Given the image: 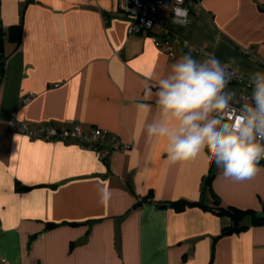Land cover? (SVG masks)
I'll return each instance as SVG.
<instances>
[{
    "label": "crops",
    "instance_id": "0c3cea01",
    "mask_svg": "<svg viewBox=\"0 0 264 264\" xmlns=\"http://www.w3.org/2000/svg\"><path fill=\"white\" fill-rule=\"evenodd\" d=\"M190 15V24L168 16L156 31L171 36V57L153 33H129L121 0H0V24L23 28L20 43H5L0 84V264H264V225L247 217V228L223 234L232 221L210 208L140 202L152 195L211 206L214 192L222 206L264 209L263 161L234 182L206 152L170 164L166 138L146 136L156 80L185 54L215 56L246 76L264 72V0H201ZM14 115L33 129L97 126L132 147L101 158L73 140L13 131ZM211 173L213 190L203 189ZM104 186L111 196L100 204Z\"/></svg>",
    "mask_w": 264,
    "mask_h": 264
},
{
    "label": "clouds",
    "instance_id": "9594fccd",
    "mask_svg": "<svg viewBox=\"0 0 264 264\" xmlns=\"http://www.w3.org/2000/svg\"><path fill=\"white\" fill-rule=\"evenodd\" d=\"M181 2L175 0L173 22L187 17V9L179 7ZM231 79L232 74L215 56L198 62L185 54L156 80V115L146 126V136L149 140L166 138L170 164L206 152L208 162L222 168L223 176L234 182L246 181L259 171L257 166L264 160V72L249 76L252 91L241 98L238 109L232 107V93L225 91ZM151 87L145 84L146 99ZM138 107L148 106L141 103ZM110 196L104 186L98 202L106 204Z\"/></svg>",
    "mask_w": 264,
    "mask_h": 264
},
{
    "label": "built area",
    "instance_id": "2783aa9c",
    "mask_svg": "<svg viewBox=\"0 0 264 264\" xmlns=\"http://www.w3.org/2000/svg\"><path fill=\"white\" fill-rule=\"evenodd\" d=\"M201 0H182L179 7L187 9V17L177 18L176 21L182 24H190L192 22L191 12L200 6ZM169 7H165V5ZM176 6L175 0H121V8L130 17L129 33H140L143 31L151 32L154 35L155 44L162 47L171 57L176 55L172 44L171 36L166 33L160 36L156 31L163 27L168 16L173 17L172 8ZM191 52L202 53L205 49L201 46H187ZM247 55H253V49L243 50ZM264 65V59L261 60ZM227 71L232 74L229 82L236 83L234 87L226 92L233 95L232 107L238 109L241 106V98L250 96L252 89L248 87L249 76L239 72L229 64H223ZM235 114L234 112L232 113ZM225 115H230L225 113ZM9 129L21 132L30 138H40L47 141H68L78 142L82 147L93 149L99 153L101 158L107 156L108 150L127 151L132 145L122 141L116 134L109 130L97 126L84 127L80 123H75L70 128L58 129L52 125H44L37 129L31 128L29 123L21 120L16 115L8 120ZM263 161V160H261Z\"/></svg>",
    "mask_w": 264,
    "mask_h": 264
},
{
    "label": "trees",
    "instance_id": "16d2710c",
    "mask_svg": "<svg viewBox=\"0 0 264 264\" xmlns=\"http://www.w3.org/2000/svg\"><path fill=\"white\" fill-rule=\"evenodd\" d=\"M22 37H23V28H22L21 23L17 25L9 26L7 28H5L4 26L0 24V84L2 82L4 71H5V58H6L5 43L7 41L20 43L22 40ZM213 176H214L213 173L207 176V178L204 181L203 189L208 188L209 190H213L211 186ZM25 188L27 187L24 186V189ZM213 194L215 195V202H214V205H211V206L204 204L200 200L192 201L188 199H178V200L161 201V200H156L152 195L144 197L143 199L140 200V202L154 201L160 207L171 206L175 209H182V208H185L186 206H195V205H200V206L210 208L211 210L217 212L218 214L227 215L230 217L232 224L223 229L222 231L223 234L232 233L235 231H241L247 228L249 225L243 223V221L247 217L250 218L251 225H264V209L261 213H257L256 211L250 210V209L243 210V209H239L233 206L225 207L221 205L220 198L214 192ZM138 204L140 203L138 202L137 206ZM54 226H55L54 223L48 224V227L50 228Z\"/></svg>",
    "mask_w": 264,
    "mask_h": 264
}]
</instances>
